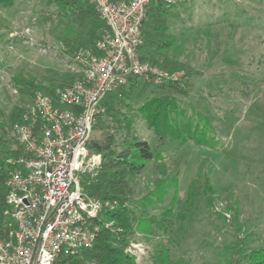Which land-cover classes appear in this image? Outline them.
Wrapping results in <instances>:
<instances>
[{
    "label": "rangeland",
    "instance_id": "rangeland-1",
    "mask_svg": "<svg viewBox=\"0 0 264 264\" xmlns=\"http://www.w3.org/2000/svg\"><path fill=\"white\" fill-rule=\"evenodd\" d=\"M160 16L174 45L148 59L155 58L162 65L153 64L170 72L183 71L179 83L185 81L190 89L181 96L182 102L197 105L208 116L221 148L191 141L181 146L160 142L138 118L135 133L149 142L161 161L149 160L141 172L129 177L130 186L138 198L153 188L157 178L178 172V192L175 195L170 188L164 201H174L170 244L190 264H204L210 260L211 245L232 239L234 225L251 235V247L264 244V0H179ZM66 25L44 0L0 5V122L27 99L20 91L25 87H18L13 76L48 84L69 80L67 76L77 72L73 56L61 44ZM151 89L155 85L143 81L131 98L122 100L135 108ZM98 134L93 130L92 136ZM197 173L189 207L188 190ZM206 179L216 190L213 210L225 214L227 222L237 210L233 224L209 213L202 193ZM160 240L153 246L165 242ZM142 242H136L141 251L130 246L140 264H151L143 257Z\"/></svg>",
    "mask_w": 264,
    "mask_h": 264
},
{
    "label": "trees",
    "instance_id": "trees-1",
    "mask_svg": "<svg viewBox=\"0 0 264 264\" xmlns=\"http://www.w3.org/2000/svg\"><path fill=\"white\" fill-rule=\"evenodd\" d=\"M54 7L57 17L67 22L61 44L64 52L74 56L80 48H92L104 28L94 6L88 0H44ZM14 0H0V5L10 7ZM170 5L162 2L152 3L147 7V16L142 24L143 44L140 54L143 60L157 63L149 55L162 54L171 48L172 36L166 33L165 19ZM160 37H165L161 38ZM170 37V39H169ZM168 38V39H166ZM173 39V38H172ZM146 50H143L145 45ZM80 73L74 72L67 76L69 80L36 82L35 79L13 76L18 87H25L21 93L27 95L26 101L13 107L0 122V236L4 237L11 223L9 215L10 204L7 201L5 180L9 165L3 160L8 156L22 154L14 135L13 124L33 99L34 91L40 89L52 93L56 85L68 84L78 78ZM143 83L136 76H129L125 85L108 93L104 99L105 111L98 116L93 130H98L97 136L90 137L88 147L101 155V168L98 178L84 187V192L99 199L116 200L113 209L103 208L99 211L95 222L99 225L97 236L90 246L82 247L74 252H61L52 264H140L136 255L129 250L132 242L145 243V255L151 264H190L184 256H177L172 249L173 232L170 229L174 214V201L164 203L170 188L176 195L178 192V172L167 173L157 178L153 188L142 196L135 198L130 186L129 177L141 172L146 163L153 159L161 161L154 154L147 140L140 138L134 131V123L140 118L151 130L154 138L160 142L181 146L191 141L199 146L212 149L221 148L217 131L206 114L192 103H183L181 96L188 95L189 84L184 81L164 82L149 90L144 100L135 108L122 100L129 99L133 91ZM121 97V98H117ZM121 105L127 110L121 109ZM158 164V163H157ZM199 173L189 187L186 202L193 207L195 184ZM215 192L209 179L205 180L202 193L209 213L227 222L223 213L213 210ZM175 198V196H173ZM164 203V204H163ZM227 210H233L227 208ZM157 211V213L155 212ZM233 218L227 222L233 224L237 210H233ZM232 239L229 242H219L211 245L210 260L204 264H264V244L251 247L250 236L242 233L239 224L234 225ZM166 237V238H165ZM164 239L165 242L153 246L154 240ZM162 241V240H160ZM142 242V243H143ZM171 243V244H170ZM144 245V244H143Z\"/></svg>",
    "mask_w": 264,
    "mask_h": 264
},
{
    "label": "built area",
    "instance_id": "built-area-1",
    "mask_svg": "<svg viewBox=\"0 0 264 264\" xmlns=\"http://www.w3.org/2000/svg\"><path fill=\"white\" fill-rule=\"evenodd\" d=\"M177 1L88 0L104 28L94 50L75 52L80 76L56 85L51 94L35 90L13 124L22 154L3 160L9 165L5 186L11 223L0 236V264H52L61 252L93 243L99 211L117 204L84 192L101 168V155L88 147L93 126L105 111L106 95L127 84L129 76L155 86L180 82L182 70L170 72L140 54L148 5ZM131 245L141 251L139 244Z\"/></svg>",
    "mask_w": 264,
    "mask_h": 264
}]
</instances>
